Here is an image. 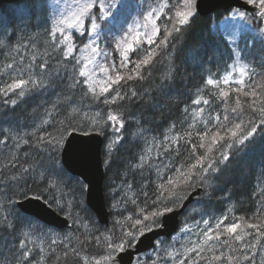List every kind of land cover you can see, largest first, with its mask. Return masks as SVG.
Here are the masks:
<instances>
[{
    "label": "trees",
    "instance_id": "16d2710c",
    "mask_svg": "<svg viewBox=\"0 0 264 264\" xmlns=\"http://www.w3.org/2000/svg\"><path fill=\"white\" fill-rule=\"evenodd\" d=\"M170 2L174 4V0ZM19 3H24L29 28L35 29L42 22L40 20L44 14L46 15L48 12L46 2L44 0H21L13 4H3L1 9L7 12L13 28L18 24L19 14L14 13L10 8L19 5ZM171 8L168 6L158 18L160 31L155 38L157 42L164 34V26L167 24L171 28L169 18L174 11H169ZM227 14V11L218 10L207 16H202L194 11L189 26L182 28L180 32H173L168 38V43L162 48L156 49L157 55L150 65L140 70L138 78L128 80L127 84L124 85L122 91L128 92L130 89H134L138 93V97L129 98L123 102L122 110L131 120L130 124L125 123L127 131L124 133V139L117 143L110 158L106 157V147L103 148L104 191L107 205L111 211L109 225L101 224L98 221L96 214L87 205L86 188L81 193L77 184L78 180L82 181L81 178L70 173L64 166L65 174L62 179L55 176L51 179L60 183L64 199L73 202L72 215L68 216L65 211H61L55 204H52L50 193H48V203L56 210L58 209L59 213H64L69 217L70 226L62 229L54 228L32 215L23 213L16 204L18 199L24 198L18 190L13 191L15 187L13 176L19 175V172L15 170L18 163H24L26 167L30 165L37 171H44L50 167V150L45 151L47 146L38 143L37 138L47 137L48 133L54 136L58 135V127L62 132L64 126L60 125L59 122L65 119L66 110L70 111V106L74 105L65 99L71 89L69 87L56 86V89L53 88L45 94V110L52 112L55 120L40 127L34 134H28L25 140L29 142L19 146L9 155L10 157L8 156L0 164V200L5 202V207L8 209L3 215H7L8 220L14 225L13 228H8L0 219V264H21V260L23 264H86L85 262L89 261L92 264L94 256H107L110 251L103 239L97 242L93 237L119 235L121 228L116 223L117 221H124L125 217L128 216L137 218L139 215L137 205L145 208L151 207L152 191L158 184L166 183L168 177H175L178 170L187 172L192 165H196V167L192 168L193 173L188 184L181 183L177 187V191L183 190V199L172 204L171 207H179L190 190L196 185L204 187L205 193L202 200L192 203L183 212L181 224L198 220L199 215L203 212L215 214L228 210L220 230H226V223L240 225L236 232L223 235V238H220L222 240L213 238L212 250L203 249L200 255L196 257L197 264H235L237 255L244 254L245 251L242 247V241L235 240V236L240 234L241 229L252 237L250 240L252 242H256L257 238L264 240V130H261L264 125L258 126L254 136L244 145L234 143V146L229 150L226 147H221L224 141H219L213 147V151L206 154L204 148L198 147L205 125L192 120L188 111H185L194 104L199 90H202L200 96L209 101L208 114L213 118L219 115L222 119L223 115L227 114L230 119H234L235 113H232L230 109L235 106L237 97L246 109L249 103H257L260 100L261 86H264V41L252 31L240 32L236 42L240 58L248 65V75L243 86L230 83L222 84L224 86L217 89L214 85L206 84L208 76L219 77L231 67L236 58L234 47L219 26V22ZM152 47H155V44ZM134 54L137 52H132L131 62L141 58L134 56ZM130 65L129 69L132 68ZM141 76L143 79L140 78ZM120 83L124 84V81ZM220 90L228 92L227 99L220 96ZM252 90L255 91L256 95L251 94ZM245 92H249V94L245 95ZM29 96L18 98L19 101L17 100L15 105L0 100V102L2 101L0 103V136H3L7 130L17 132L22 127V129L29 128L32 120L42 116L44 109L41 110L44 104L33 103L32 100H37V98L34 96L28 98ZM118 103L120 102L118 101ZM53 105H56L55 110ZM96 105L98 106L97 110L95 109L96 112H100L102 115L105 111L116 107V105L103 103H96ZM243 117L245 121L252 119L259 125V113L255 108L248 109ZM137 120L139 121L138 124L135 122ZM213 123L214 119L208 122L209 129H212ZM167 128H172L178 139L174 143L170 141L166 147L163 157L166 161L165 167L160 168L162 175L160 179H157V169H154L151 161L147 160L142 168L136 167L142 148L137 132L145 130L163 136ZM131 129H133L132 132H130ZM73 130L86 132L93 130V128L83 123L79 127L69 128L58 153L60 160L64 141L69 132ZM213 130L215 131V129ZM112 133L111 128H106L103 134L106 142ZM221 135H225L223 131H221ZM225 139H227L226 135ZM203 142L207 145V138ZM222 152L228 154L229 159L227 161L220 159ZM204 155H207L208 159L201 160L200 164L210 162L212 167L207 168L204 171L205 174L203 173L204 177L201 178L200 165L197 164V160ZM14 158H18V162L14 163ZM109 159L112 161L110 166ZM213 168L216 170L213 171ZM203 182L207 185L205 186ZM128 185H131L130 189ZM25 190L28 191V196H38L41 195L43 186L30 182ZM142 191L148 192L149 202L147 205L142 203L145 200ZM113 193H119L118 198L120 200H118L119 208L117 210L112 204L113 200L116 199ZM59 195L57 193V196ZM9 196H12L15 201L13 205L6 203ZM132 200L136 201V205L131 203ZM192 206H198L200 211H190ZM13 209L15 210L14 213L9 215L8 212ZM230 209L231 211H229ZM152 210L155 211L156 209L153 207ZM78 220H80L79 223ZM246 224L256 225V228H246ZM83 225L89 226L85 228ZM217 230L215 229L214 232ZM124 231H128L127 226H125ZM24 232L37 235L38 244L29 243L28 248L31 251L22 258V250L18 246L25 242L22 235ZM49 234L51 235L49 236ZM161 243L167 245L169 239L164 238ZM230 248L235 249L237 253L231 252ZM156 249L155 247L151 251ZM217 252H220L222 263L216 261ZM143 255L148 256L149 253L145 252Z\"/></svg>",
    "mask_w": 264,
    "mask_h": 264
},
{
    "label": "snow or ice",
    "instance_id": "6c2138e0",
    "mask_svg": "<svg viewBox=\"0 0 264 264\" xmlns=\"http://www.w3.org/2000/svg\"><path fill=\"white\" fill-rule=\"evenodd\" d=\"M124 0H86L85 3H81L77 5L76 11L72 12L68 16H64L63 19L57 22L55 30L52 33L53 40L55 41L53 47L55 48L58 45H63L64 50L62 51L61 55L64 57L72 56L74 44L71 38V34L65 35V29H74L76 32L84 34L86 31L85 28V19L87 18L88 23L90 24V33L91 35L88 38V43L84 46L89 52L92 54L91 58L88 59V63H93L95 61L96 56H104L107 58L108 53L105 52L103 49H99L97 41L101 39V29L99 24L97 23V16L95 14H91L90 10L95 8L98 10L99 17L107 18V21L114 20L116 13L121 10L124 6ZM248 3L254 4L259 8V18L260 22L264 23V0H248ZM165 8H168V3L165 2L159 5L158 8H154L148 11L147 16L144 17L143 20V28L145 29L146 33V41L148 45H154L155 47L152 48H144L141 42L140 33L137 32L135 27L130 28L128 30V34L123 36L117 43L116 48L120 49V56L122 57L121 66L127 67V62L129 61V50L132 49L133 43L136 46V49H141L143 51V55L140 59L133 62L132 72L136 73L139 76L140 70L146 66H149L150 63L153 61L154 57L157 55V48H162L165 44L168 43V38L173 34V32H180L182 28L189 26L191 23V18L194 14V0H177L175 4L172 5V8L169 11H173V15L169 18V23L171 28L166 24L164 26V34L161 36L159 41L157 42L154 38L159 33L160 29L156 25V19H154V14L156 17L159 16L161 12L164 11ZM235 15L245 18L246 14L242 12H237ZM111 25V24H110ZM113 27H115L113 25ZM111 30V29H110ZM56 33H60L59 40H56ZM230 43H235V41H230ZM139 55V53H137ZM237 58L239 59V52L236 53ZM35 57H33V60ZM45 65L47 64L44 61ZM39 65H29L27 69H21V73L27 74V79H20L19 82L8 84L3 92L7 95L9 92H15L18 98H22L25 96L26 92L32 90H38L44 86V73H41V79L37 80L33 75V69L38 68ZM107 77L108 83L106 86L100 88V91L97 92V86L100 83L93 79L85 71H80L79 75L82 77H86V81L77 82L75 77H73V83L70 85V88H76L78 83H87V89L82 90V94L84 96H88L89 94L92 95L93 100H98L101 96H103L102 103L105 105H116L114 109L105 111L104 115L101 116L100 112L96 113H89L83 111L82 108L70 106V111L66 110L65 112V119L60 121V125L64 126L63 131L57 128L58 135L54 136L51 133H48L47 137H38L37 142L45 144L47 147L45 151L50 150L49 159L51 161V165L48 169L44 171H37L32 166H25L24 163H18L16 167V171L19 172V175L13 176V183L14 189L13 191H19V194L22 195L25 199L28 198V191L27 189L28 184L31 182L38 186H43V190L41 195L35 196L34 199L36 200H44L45 204H48V193L51 194V203L55 204L61 211H65L68 216L72 215L73 209V202L71 200L64 199V193L61 189L60 183L57 180L51 179V177L55 176L62 179V176L65 174V169L61 160L58 158V153L60 151V146L64 140L65 134H67L69 128L79 127L82 123L93 128V131H98L100 134H104L106 128H112V132L114 134L113 139H110V142L106 144V157L110 158L112 156L113 150L116 148V145L119 141L124 139V133L127 131L125 129V123H131L129 116L125 115L123 109V102L128 100L129 98H136L138 97V93L134 89H130L128 92L122 91L125 84H127L128 80L133 79L132 75L120 76L117 75L115 81H113L112 77L107 76V69H102ZM232 73H238L240 79H237L235 83L237 85L243 86L244 77L248 75L247 72V65H239V67L233 66L232 72L228 75L223 77V81L220 79H213L211 77L207 78L206 84L207 85H214L217 89H220L221 82L225 85L232 82ZM143 79V77H140ZM124 81V84L120 82ZM117 84V87L114 91L111 92L110 96L104 95L105 93L109 92V89L112 87V84ZM245 95H248L249 92H245ZM252 95H256L255 91H251ZM228 92L220 90V96L227 99ZM65 99H70V97H66ZM118 101L120 103H118ZM9 103L15 105L16 100L11 99ZM195 104H209V101L203 98L196 99L194 101ZM56 105H53V109L55 110ZM255 108L256 111L259 113V125H257L255 120L248 119L245 121L243 114L248 110ZM187 111V109H185ZM203 109L194 113V116H200ZM230 111L235 113V118L230 119L229 115L221 116L217 115L214 118L209 116L207 120L203 123L205 125V129L203 135L200 136L201 143L198 145L200 148L205 149V153L209 154L213 151V147L219 142L224 141L221 147H226L229 150L235 144L244 145L246 142H249L251 138L254 136L257 127L260 125H264V86H261V96L260 100L257 103H249L247 105V109L241 105L239 98L237 97L236 103L234 107H231ZM49 119H44L41 122L40 127L44 125L50 124L52 121L55 120L52 112L47 113ZM214 119V123L212 125V129L208 128V122ZM137 124L139 121H135ZM174 127V126H173ZM215 129V131L213 130ZM86 130V129H85ZM261 130H264L262 128ZM221 131L227 136L225 139V135H221ZM172 132V128L169 129V133ZM207 138L208 143L205 145L203 142ZM169 139L171 142H175L178 137L175 135H170ZM232 141V142H230ZM25 144L29 141L24 140ZM152 151L151 148L148 149V153L150 154ZM179 151V149H177ZM148 156L143 155L139 157V163L136 167L142 168L145 163L147 162ZM208 159L207 155L201 156L197 160V164L200 165L201 171V178L204 171L207 168H211L212 165L209 162L208 164H200L201 160ZM220 159L223 161H227L229 156L227 153L222 152ZM18 162V158H14V163ZM26 163V162H25ZM109 166L111 165L112 161L108 160ZM196 167V165H192L189 167L187 172L177 171L175 177H168L166 178V183L158 184L152 191V198H151V207L145 208L137 205L139 208V215L137 218H133V216L125 217L124 221H117L116 223L120 225L121 232L119 235H111V236H104V237H93L97 242L103 239L104 244L110 249L108 255L105 256L103 259L106 264H117L116 259L113 258V254L115 252H123L126 248H131L133 243L137 240L138 236L143 235L145 229L148 231L152 230V225L156 224L159 225L161 223V217H164L167 213H171L174 209L171 207L172 204H176L180 199H183L184 192L183 190L177 191V187L183 184H188L189 180L191 179L192 168ZM215 171L216 169H212ZM162 175V170H157V179H160ZM79 189L81 193L85 190L87 185L82 181H77ZM129 189L131 185H128ZM57 193L60 195L57 196ZM142 195H144L145 200L142 202L143 204L147 205L149 202L148 199V192L142 191ZM8 205H13L15 201L13 200L12 196L7 198ZM132 204L136 205V201L132 200ZM162 206V207H161ZM156 210L153 211L152 208ZM5 211L8 209L5 207V202L0 200V219H2L3 224L8 228H13L14 225L8 220L7 215H3ZM14 209L9 211L8 214L12 215L14 213ZM231 211V209L229 210ZM241 219H243L241 217ZM206 229L209 227L208 221H204ZM222 221H217L215 224L216 229H220ZM87 228V225H83ZM125 226H127L128 231H124ZM239 224H231L226 228L228 233L236 232V229L239 228ZM245 227H252L256 228V225H245ZM24 237V243L19 244V248L21 251V257L23 258L26 253L30 252L31 249L28 248L29 243H35L30 239L29 233L24 232L22 233ZM247 235L243 229H241L240 234L235 236V240H240L241 236ZM205 241L204 243L207 244L208 241L212 238L208 231L204 232ZM219 238V233H217V239ZM55 243V241H53ZM63 243V242H62ZM227 243V241H224ZM212 250V246L209 245V251ZM43 251V249H41ZM189 251H197V249H190ZM199 251H203L201 247ZM247 258V257H246ZM218 259V257H217ZM231 259V257H229ZM21 264L23 261L21 260ZM86 264H91V262H86ZM95 264H100L99 261H96Z\"/></svg>",
    "mask_w": 264,
    "mask_h": 264
},
{
    "label": "rangeland",
    "instance_id": "374dc122",
    "mask_svg": "<svg viewBox=\"0 0 264 264\" xmlns=\"http://www.w3.org/2000/svg\"><path fill=\"white\" fill-rule=\"evenodd\" d=\"M170 1L172 0H124V6L116 13L115 19L110 21H107V18L101 19L97 9H91L90 13L97 16V23L101 29V39L97 41V44L99 49H103L108 53L107 58L104 56H96L93 63H88V59L86 58H91L92 54L84 47L88 43V38L91 35L90 24L88 23L87 18L85 19L86 31L84 34L76 32L74 29H65L64 34L68 35L70 33L74 44L72 56L64 57L61 55L64 50L63 45H58L55 48L53 47L55 41L53 40L52 33L55 30L57 22L63 19L64 16H68L72 12L76 11L77 5L85 3L86 0H44V2H46L48 12L46 15L44 14L43 21L41 24L39 23V27H36L35 29H32V27L29 28L30 25L27 22L28 15L26 9L24 8V3H19V5L10 8L14 13L19 14L18 24H16L15 29L7 16V12L0 7V100L8 104H11L9 103L11 99H15L16 101L18 100L15 92H9L5 95L3 89H5L8 84L19 82L20 79H27V74L21 73L20 70L27 69L29 65H39L38 68L33 69V75L37 80L41 79V73L45 74L44 86L38 90L29 91V94H27L28 92L25 94L26 97L31 94L28 98L31 96L36 97L38 101L32 100L33 103L40 104L46 103L44 95L51 89H56V86L70 88V85L73 83V77H75L77 82L86 81V77L79 75L80 71L87 72L94 80L100 82L96 89L97 92L100 91L101 87L106 86L108 83L107 77L102 69H107V76L112 77L113 81H115L117 75L125 77L127 75H132L134 78H138L137 74L132 72L133 62L130 61V57H133L132 52L134 51L139 53V55L134 54V56L142 57L143 51L141 49H136V46L133 43L132 49L128 52L129 61L127 62V67H122L120 49L116 48V43L123 36L128 34V30L130 28L135 27L137 32L140 33L143 47L150 49L152 45L147 44L145 29L142 26L144 17L147 16L149 10L158 8L159 5L165 2L168 3V6L172 7L173 3ZM117 2H119V0H117ZM176 2L177 0H174V4ZM180 2L182 3V0H180ZM194 11L196 12L195 0ZM163 12H161L158 17L154 14V19H156V25L158 28V18ZM237 12L245 13L246 17L241 18L235 15ZM258 13L259 8L256 5H254V9L252 11L233 8L219 22L220 28L223 30L229 41H235V43H231L235 49V55L239 52L236 43L238 35L244 30L252 31L264 41V23L260 22ZM113 25L115 27H113ZM60 35V33H56V40H59ZM33 57H35L34 60ZM44 61L47 62L46 65ZM129 65L132 67L131 69H129ZM239 65H247V63L240 58V55L239 59L236 55L234 63L227 71L223 72L218 78H211L223 81V77L232 72L233 66L239 67ZM245 78L246 76L243 79L245 80ZM237 79H240L239 74L232 73V82L230 83H235ZM222 84L224 83L221 82L220 88L224 86ZM116 85L117 84L113 83L109 92L104 95L110 96L111 92L117 87ZM74 89L71 88L68 91L67 97H70V99H68V103H74L73 106L83 108L85 112L96 113L98 107L96 103H102L104 97L101 96L98 100H93L91 94L84 96L82 94V90L87 89L86 82L78 83L77 87ZM201 91L202 90H199L197 99L203 98L200 96ZM86 103L87 105H85ZM201 109H203L201 115L194 116V113ZM41 111H43L42 116L37 117L36 120H32L29 128L22 129L19 134L18 132L15 133L14 131L7 130V134L5 133L3 136H0V164L24 143L23 141L28 135L27 133L34 134L40 128L42 120L48 119V112L45 110V104ZM187 111L191 119L197 121L198 123L204 124L203 122L209 117L208 104L194 103ZM101 116L103 115L101 114ZM169 129L170 128L166 129L167 132H165L163 136H159L145 130L137 132V137L140 139L142 145L140 156L147 155V160L154 164H152L154 169L158 170L165 167L163 165L166 161L162 159L166 147L170 143L169 136H176L175 131L172 129V132L169 133ZM109 136V140L106 144L110 142V139L115 138L113 133ZM149 148L152 149L150 154L148 153ZM113 195L116 199L113 200L112 204L114 209L117 210L119 208V195L118 193H113ZM198 206H192L190 211L195 209V211H199ZM227 212L228 210H225V212H217L215 214H210L209 212L201 213L198 220L181 224L175 234L169 239V243L167 245H162L163 241L161 243V240H158L156 250L148 251V256L143 254L140 257L138 256L134 263L197 264L198 261L196 257L200 255L201 251H199V249L201 247L203 249H209V245L214 242L213 238L217 239V233H219V240H222L220 238H223V235L228 234L226 230L220 229L214 232L216 229V222L222 221V223H224ZM204 221H208L209 227L207 229ZM78 222H80V220H78ZM230 225V223H226L227 227ZM205 231H208L212 237L207 244L204 243ZM29 236L32 241H35L34 244H38L37 235L30 232ZM241 237L240 241H242V247H244L245 251L244 254L242 253L237 255L238 257L235 264H264V240L257 238L258 240H256V242H252L250 241L252 237L249 235ZM190 249H197V251H189ZM230 251L237 253V251L233 248H230ZM104 257L105 256H94L92 264H95L96 261H99L100 264H106L103 259ZM216 261L222 263L220 260V252H217Z\"/></svg>",
    "mask_w": 264,
    "mask_h": 264
},
{
    "label": "water",
    "instance_id": "95a60500",
    "mask_svg": "<svg viewBox=\"0 0 264 264\" xmlns=\"http://www.w3.org/2000/svg\"><path fill=\"white\" fill-rule=\"evenodd\" d=\"M18 1L20 0H0V5ZM195 7L197 13L202 16L218 10L229 11L234 7L249 11L253 9V5L247 0H196ZM103 145L104 136L98 131L73 130L66 137L62 147L61 162L70 173L79 176L86 183L87 205L95 212L100 223L108 225L110 210L104 191ZM204 193L205 189L202 186H196L190 190L179 207L173 208L171 213L161 217V223L158 226L152 227L151 231H144V234L138 236L131 248L113 254L117 264H133L136 255L153 248L159 238H170L180 226L182 213L190 204L201 200ZM34 197L35 195H29L27 199H19L17 206L24 213L33 215L57 228L70 224L67 216L59 213L49 204H45L44 200H36Z\"/></svg>",
    "mask_w": 264,
    "mask_h": 264
},
{
    "label": "bare ground",
    "instance_id": "6f19581e",
    "mask_svg": "<svg viewBox=\"0 0 264 264\" xmlns=\"http://www.w3.org/2000/svg\"><path fill=\"white\" fill-rule=\"evenodd\" d=\"M38 21H39V20H38ZM40 21H43V18H42V20H40ZM40 24H41V23H40ZM40 24H39V25H40ZM39 25H38L37 27H39ZM41 27H42V26H41ZM14 29H15V28H14ZM0 47H1V46H0ZM48 55H49V54H48ZM0 56H1V55H0ZM47 58H48V57H47ZM49 58H50V57H49ZM0 59H1V57H0ZM168 65H169V64H168ZM170 74H171V73H170ZM55 78H56V77H55ZM63 79H64V78H63ZM66 80H67V79H66ZM51 84H52V83H51ZM45 87H46V86H45ZM45 87H44V88H45ZM196 89H197V88H196ZM74 90H75V89H74ZM44 92H45V90H44ZM76 93H77V92H76ZM44 97H45V95H44ZM18 101H19V100H18ZM1 102H2V101H1ZM1 102H0V103H1ZM188 102H189V101H188ZM19 103H20V102H19ZM189 103H190V102H189ZM187 104H188V103H187ZM82 105H83V104H82ZM85 105H87V103H86ZM89 105H90V103H89ZM187 106H188V105H187ZM82 107H83V106H82ZM184 107H185V106H184ZM106 108H108V107H106ZM82 109H83V108H82ZM106 110H107V109H106ZM83 111H84V110H83ZM9 113H10V112H9ZM41 118H42V117H41ZM12 121H13V120H12ZM33 122H34V121H33ZM31 123H32V122H31ZM31 123H30V124H31ZM13 124H14V123H13ZM24 126H25V125H24ZM139 126H140V125H139ZM22 128H23V127H22ZM22 128H21V129H22ZM134 128H135V127H134ZM134 128H133V129H134ZM19 129H20V128H19ZM21 129H20V130H21ZM25 129H26V128H25ZM133 129H131L130 132H132ZM136 129H137V128H136ZM146 129H147V128H146ZM167 129H168V128H167ZM20 130H18V131H20ZM134 130H135V129H134ZM147 130H148V129H147ZM165 130H166V129H165ZM12 131H13V130H12ZM18 131H17V132H18ZM21 131H22V130H21ZM149 131H151V130H149ZM4 132H5V131H4ZM163 132H164V131H163ZM166 132H167V130H166ZM15 133H16V132H15ZM6 134H7V133H6ZM11 134H12V133H11ZM18 134H19V132H18ZM24 134H25V133H24ZM27 134H29V133H27ZM27 134H26V135H27ZM22 135H23V134H22ZM29 135H30V134H29ZM23 136H24V135H23ZM177 137H178V136H177ZM131 140H133V139H131ZM131 140H130V141H131ZM133 141H134V140H133ZM136 141H137V140H136ZM137 142H138V141H137ZM20 144H21V143H20ZM136 145H138V144H136ZM18 146H19V145H18ZM163 149H165V148H163ZM137 151H138V150H137ZM139 152H140V151H139ZM137 153H138V152H137ZM138 155H139V154H138ZM162 155H163V154H162ZM139 157H140V156H139ZM160 157H161V156H160ZM163 157H164V156H163ZM165 158H167V157H165ZM138 159H139V158H138ZM162 160H164V159H162ZM170 160H172V159H170ZM138 161H139V160H138ZM163 162H164V161H163ZM218 163H219V162H218ZM152 164H153V163H152ZM215 164H216V163H215ZM153 165H154V164H153ZM164 165H165V164H164ZM164 165H163V166H164ZM167 166H168V165H167ZM208 170H209V169H208ZM204 174H205V173H204ZM191 176H192V173H191ZM202 176H203V175H202ZM203 177H204V176H203ZM206 178H207V177H206ZM197 179H198V178H197ZM201 180H202V179H201ZM206 180H208V178H207ZM206 180H205V182H206ZM195 181H197V180H195ZM205 182H203V184H204ZM198 183H199V182H198ZM200 184H201V182H200ZM204 185H205V184H204ZM206 185H207V184H206ZM206 185H205V186H206ZM196 186H197V185H196ZM191 188H192V187H191ZM110 190H111V189H110ZM113 192H114V191H113ZM114 195H115V194H114ZM114 195H113V196H114ZM118 195H119V193H118ZM117 197H118V196H117ZM119 200H120V199H119ZM222 202H224V201H222ZM118 203H119V202H118ZM226 203H228V202L226 201ZM232 203H233V202H232ZM232 203H231V204H232ZM233 204H234V203H233ZM236 205H237V203H236ZM222 206H223V205H222ZM224 206H226V205H224ZM229 206H230V204H229ZM226 208H227V207H226ZM226 208H225V209H226ZM233 208H234V207H233ZM213 209H214V208H213ZM57 210H58V209H57ZM120 210H121V209H120ZM195 210H196V209H195ZM203 210H204V209H203ZM214 210H215V209H214ZM199 211H200V210H199ZM189 212H190V211H189ZM189 212H188V213H189ZM212 212H213V211H212ZM60 213H61V212H60ZM194 213H195V211H194ZM198 213H199V212H198ZM63 214H64V213H63ZM189 214H190V213H189ZM115 216H116V214H115ZM189 216H190V215H189ZM195 216H196V215H195ZM73 217H75V216H73ZM88 221H90V220H88ZM86 222H87V220H86ZM76 223H77V222H76ZM78 223H79V222H78ZM91 224H92V223H91ZM78 225H79V224H78ZM76 226H77V225H76ZM87 226H89V225H87ZM36 227H37V226H36ZM38 227H39V226H38ZM34 228H35V227H34ZM40 228H41V227H40ZM40 228H38V229H40ZM35 230H37V229H35ZM47 230H48V229H47ZM37 233H38V231H37ZM46 233H47V232H46ZM46 233H45V235H46ZM39 234H40V233H39ZM50 235H51V234H49V236H50ZM42 237H44V236H42ZM46 238H47V237H46ZM51 238H52V237H51ZM82 258H83V257H82ZM86 258H87V257H86ZM85 260H86V259H85ZM85 260H84V261H85ZM89 262H90V261H89ZM85 263H86V262H85Z\"/></svg>",
    "mask_w": 264,
    "mask_h": 264
}]
</instances>
